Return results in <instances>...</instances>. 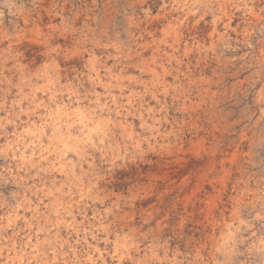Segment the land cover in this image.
<instances>
[{
  "label": "rangeland",
  "instance_id": "1",
  "mask_svg": "<svg viewBox=\"0 0 264 264\" xmlns=\"http://www.w3.org/2000/svg\"><path fill=\"white\" fill-rule=\"evenodd\" d=\"M0 264H264V0H0Z\"/></svg>",
  "mask_w": 264,
  "mask_h": 264
}]
</instances>
